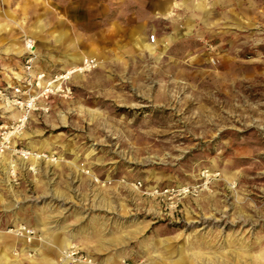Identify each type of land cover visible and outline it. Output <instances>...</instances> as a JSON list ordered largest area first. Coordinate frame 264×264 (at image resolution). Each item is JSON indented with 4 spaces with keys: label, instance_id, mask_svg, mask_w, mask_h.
Here are the masks:
<instances>
[{
    "label": "rangeland",
    "instance_id": "obj_1",
    "mask_svg": "<svg viewBox=\"0 0 264 264\" xmlns=\"http://www.w3.org/2000/svg\"><path fill=\"white\" fill-rule=\"evenodd\" d=\"M27 39L92 67L0 156V264H264V0H0V124Z\"/></svg>",
    "mask_w": 264,
    "mask_h": 264
},
{
    "label": "built area",
    "instance_id": "obj_2",
    "mask_svg": "<svg viewBox=\"0 0 264 264\" xmlns=\"http://www.w3.org/2000/svg\"><path fill=\"white\" fill-rule=\"evenodd\" d=\"M148 41L153 42L154 36L149 35ZM24 48L21 73L16 82L8 86L10 94L7 96V102L10 107L17 110V114L10 123L0 124V156L10 151L22 161L48 160L55 162L54 154L18 146L14 140L22 132L32 113L44 114L48 112L53 96L70 97L71 89L68 85L70 77L74 73L89 70L92 67V59L85 57L74 67L59 73L48 74L42 70L34 69V54L30 50L32 48L30 39L24 41ZM182 191L187 192L188 189H182ZM5 232L20 238L25 243L32 242L36 236L35 229L24 223L7 226ZM64 260H66V264H101L81 252L73 243L59 252L57 261L62 263ZM120 264L131 263L122 259Z\"/></svg>",
    "mask_w": 264,
    "mask_h": 264
},
{
    "label": "crops",
    "instance_id": "obj_3",
    "mask_svg": "<svg viewBox=\"0 0 264 264\" xmlns=\"http://www.w3.org/2000/svg\"><path fill=\"white\" fill-rule=\"evenodd\" d=\"M89 55H91V54H89ZM83 58H85V56L84 55H80V56H78V58H77V60L76 61H73V60H71L73 63L75 62V63H79ZM71 59V58H70ZM74 63V64H75ZM3 236H2V233L0 234V239L2 238ZM1 243V242H0ZM68 243H65V246L67 245ZM2 254H1V256H3V257H6V253H5V250H3L2 252H1ZM5 259V258H4ZM6 260V259H5Z\"/></svg>",
    "mask_w": 264,
    "mask_h": 264
},
{
    "label": "bare ground",
    "instance_id": "obj_4",
    "mask_svg": "<svg viewBox=\"0 0 264 264\" xmlns=\"http://www.w3.org/2000/svg\"><path fill=\"white\" fill-rule=\"evenodd\" d=\"M70 58H71V60L76 61L77 58H78V56H77V55H70ZM82 60H83V59H82ZM82 60H81V61H82ZM81 61H80V62H81ZM80 62H79V63H80ZM79 63H76L75 65H77V64H79ZM73 67H74V66H73ZM0 234H1V233H0ZM65 248H66V246H63V247L61 248V250L65 249ZM61 250H60V251H61ZM120 261H121V260H120Z\"/></svg>",
    "mask_w": 264,
    "mask_h": 264
}]
</instances>
